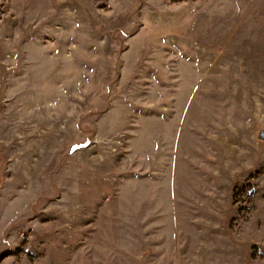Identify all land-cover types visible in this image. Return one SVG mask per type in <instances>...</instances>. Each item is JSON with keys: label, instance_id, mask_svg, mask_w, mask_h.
I'll use <instances>...</instances> for the list:
<instances>
[{"label": "rangeland", "instance_id": "374dc122", "mask_svg": "<svg viewBox=\"0 0 264 264\" xmlns=\"http://www.w3.org/2000/svg\"><path fill=\"white\" fill-rule=\"evenodd\" d=\"M263 132L264 0H0V264H264Z\"/></svg>", "mask_w": 264, "mask_h": 264}, {"label": "water", "instance_id": "95a60500", "mask_svg": "<svg viewBox=\"0 0 264 264\" xmlns=\"http://www.w3.org/2000/svg\"><path fill=\"white\" fill-rule=\"evenodd\" d=\"M261 137H262V139H264V132H263V133H261Z\"/></svg>", "mask_w": 264, "mask_h": 264}, {"label": "bare ground", "instance_id": "6f19581e", "mask_svg": "<svg viewBox=\"0 0 264 264\" xmlns=\"http://www.w3.org/2000/svg\"><path fill=\"white\" fill-rule=\"evenodd\" d=\"M230 263V262H229Z\"/></svg>", "mask_w": 264, "mask_h": 264}]
</instances>
